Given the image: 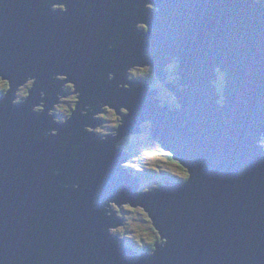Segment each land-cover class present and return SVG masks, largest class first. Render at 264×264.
I'll return each mask as SVG.
<instances>
[{"label": "water", "instance_id": "1", "mask_svg": "<svg viewBox=\"0 0 264 264\" xmlns=\"http://www.w3.org/2000/svg\"><path fill=\"white\" fill-rule=\"evenodd\" d=\"M53 3H67V14ZM135 65H150L159 81L131 78ZM217 67L228 74L223 106ZM56 74L81 92L65 124L32 110L42 89L54 99ZM0 76L10 83L0 94V264H264V0H0ZM29 76L30 98L15 104ZM89 103L116 108L117 137L85 130L100 124L81 115ZM145 122L189 182L139 191L117 145ZM52 128L60 134L38 138ZM124 204L145 210L167 245L153 255L120 245L108 229L123 223Z\"/></svg>", "mask_w": 264, "mask_h": 264}, {"label": "clouds", "instance_id": "2", "mask_svg": "<svg viewBox=\"0 0 264 264\" xmlns=\"http://www.w3.org/2000/svg\"><path fill=\"white\" fill-rule=\"evenodd\" d=\"M145 6L148 10H151L153 12L159 11V9L156 7V5L154 3L149 2V3H146ZM89 7H90V5H89ZM52 11L67 14V12H68L67 3H53L52 4ZM135 27H136L137 31L142 30L144 33H147L148 31H150L149 25L145 22H138ZM108 46H109V48H114V47H116V42L115 41L110 42ZM138 66H141V65H135V66H132L130 68L133 69V67H138ZM143 66H144L143 69L144 68L151 69L153 72V69L151 68L150 65H143ZM169 67L175 68L177 70V74L170 76L169 79L173 80V81L178 80V78H179L178 73H179V69L181 67L179 61L173 62L171 65H169ZM131 70H130V75L132 78L153 79V80L159 81L157 79V75L154 72H153V76L149 75L147 77H141L144 74H141L140 71H136L135 72L136 75H133L132 74L133 70L132 71ZM151 70H150V73H151ZM215 72H216L217 78H218L217 81L215 82L216 88H217V91L220 93V99L217 101V103L220 106H223L225 104L224 90L227 87V76H228V74H227V72L222 71L219 67H217L215 69ZM128 77H129V75H128ZM107 78L109 81H112L116 78V74L110 72V73H108ZM3 79H4V77L0 76V81H2ZM54 79L61 81V82H64L60 85L61 91H57V93H56V97H57L58 102L55 103L51 109H46V102H47L48 93L46 90L42 89L40 91V101L41 102L38 104H35L33 106L32 110L37 114L47 110L49 116L55 117L53 123L65 124V123H67L68 120H70L74 116V113L77 111V106L80 102L81 92H79L77 90L76 82L73 80H70L68 75H66V74H56ZM129 79H130V77H129ZM36 83H37L36 77L29 76L26 79V81L22 85H20L19 88L17 89L16 99H15L14 103L15 104H22L26 99L30 98L31 91L35 87ZM157 84H158V82H157ZM8 85H9V83H8ZM120 87L125 88V89H129L130 85L122 84V85H120ZM8 92H4V93H0V94L6 96L8 94ZM62 92H70L71 94L63 95ZM168 94L170 96H172V100L174 102V107L179 108L180 104H179V101L177 100V98L174 95H172L170 92ZM69 101L72 102L71 107H68L67 102H69ZM98 107L101 110L95 111L94 105L89 103V104L85 105L83 111L81 112V115H89V113L91 112L93 115V119L101 120L100 117H102V116H104L105 119H107V117L105 115L106 112H113L115 114V111H116V108L110 106V104H100V105H98ZM120 112L124 115H127V114H129V109L126 107H121ZM113 119H115V115H113ZM146 123L150 125L149 122H145V124ZM144 125H143V127H144ZM120 128L121 127H119L118 125H107V124H103V125L97 126L95 128H93L87 124L85 125V130L87 132L98 134L105 139L109 136H111L113 138L117 137L119 135L118 130ZM59 134H60L59 129L52 128L48 132H46L43 137H38V138L46 139L48 136H58ZM123 139L118 143L117 147L124 148V147H122ZM65 143H67V141ZM258 146L260 148L264 149V137H262L259 140ZM75 152H76V149H73V159L76 158ZM128 161L129 160L125 161L122 166L125 168H128V169H131V171H132L133 169L128 166ZM136 172L143 173L141 171H136ZM164 173H168L171 176L175 177L176 180L182 181L185 183L189 182L191 179V173H190V170L188 167L186 169H182L181 173L179 175L171 173V172H164ZM134 174L137 175L136 173H134ZM157 174L159 175L162 173H157ZM166 181H168V180H166ZM166 181L165 182L163 181L161 184L153 182L149 186L142 187V189H140V187H139V191H143L145 193L151 192L154 189H159L162 185H164L166 183ZM170 181H172V180H170ZM140 183H142L141 177H140ZM66 187H72L75 189H79L80 185L79 184H72V185H66ZM115 203H116L115 201H109L108 208L113 210ZM111 214H112L111 211H109L108 215L111 216ZM108 231L112 235H119V237L121 239H130V240L134 241L135 245H138V251L148 250L149 255H153L157 251V247H156L157 242H159L161 245H167V243H168V240L161 235L160 231L158 233L159 239L155 243L154 246H152L151 243H149V242L142 243L138 238L134 239L131 237H125L124 235L120 234V232H122V229H120L119 226L118 227H110L108 229ZM129 246L131 247L132 245H129ZM146 246H147V249H146Z\"/></svg>", "mask_w": 264, "mask_h": 264}, {"label": "rangeland", "instance_id": "3", "mask_svg": "<svg viewBox=\"0 0 264 264\" xmlns=\"http://www.w3.org/2000/svg\"><path fill=\"white\" fill-rule=\"evenodd\" d=\"M143 67L144 66L133 67V69H132L133 70V73L132 74L133 75H136L135 72L136 71H140V69H143ZM144 69H147V68H144ZM144 73H146V71ZM4 80L6 81V83H9L8 80L3 79L2 81H0V85H3V83L5 82ZM9 89H10V85H9ZM162 96L164 98H166V99H170V95H166L165 90L162 92ZM55 103H57V102H55ZM163 103L164 104H169L170 102L168 100H165V101H163ZM105 115H106V117H107L108 120H112V121L111 122L108 121V123H104V124H107V125H117V124H121L120 123V119L121 118H120V115L117 113V111H115V114L113 112H106ZM113 115H115V121L113 120ZM100 118H105V117L102 116ZM140 134L141 133H139V134H133V133L127 134V135L123 136L118 141V143L123 138L124 139H123L122 143H124L126 141V138H128L130 136H139ZM155 147L156 148H155V150H154V152L152 154H150L148 151H146V155L150 158L151 163L152 164H156L158 161H162L161 168L164 171L167 170V169H169V171L171 170L175 174L179 175L181 173V170L183 169V167L178 162L175 165V164H172L173 162H171V161H169V162L166 161L165 157L163 155H161V152L159 153V150H160L159 147L157 145H155ZM124 148L127 149L128 147L126 148V145H125ZM144 150H145V148H142V153L145 156ZM128 152L130 153V159H131L132 153L130 151H128ZM164 153L165 154H168V152H166V151ZM130 159H129V162H130ZM142 165H144V164H142ZM176 181H178V180H176ZM153 182H156V181H153V180H144L143 181L142 180V183L143 184L140 183V189H142V187H144V186H149ZM156 183H160V181L159 182H156ZM124 205L125 206H122L121 208L118 209L119 215L125 221L124 225L123 224L118 225L120 227V229H122V232H120V234L124 235L125 237H131V238H134V239H137L138 238L139 240L142 239L143 240V243L144 242H151V240H150L151 238L150 237H152V233L150 234L151 231H150V228H149V223H146V219H145V218H147V220L149 219L150 222H151V224H152V226H153V223H152V221L150 219L149 214L145 210H143L141 207L132 206L131 204H124ZM132 214L134 216H132ZM130 241L131 242H134L132 240H130ZM145 251H147V250H145Z\"/></svg>", "mask_w": 264, "mask_h": 264}, {"label": "trees", "instance_id": "4", "mask_svg": "<svg viewBox=\"0 0 264 264\" xmlns=\"http://www.w3.org/2000/svg\"><path fill=\"white\" fill-rule=\"evenodd\" d=\"M149 76L147 73H144L143 76L141 77H147ZM118 126L120 124H117ZM143 132L139 135V136H130L128 138H126V141L124 143H122V147H124L126 145V148L128 149V151H130L132 153V157L130 159V162L128 163V166L131 167L134 173H136L139 177H141V180H153L156 182L162 183L163 181L165 182L166 180H176L175 177L171 176L168 173H164V172H172L171 170L169 171V169L167 170H163L161 168L162 166V161H158L156 164H152L150 158L146 155V151H148L150 154H152L155 150V145H157L159 147V153L161 152V155H163L166 159V161H171L173 162L172 164H177L176 161H174V159L171 157V155L165 154L160 146L158 145V143H156V141L151 137V135L149 134V125L145 124L143 127ZM134 137V138H133ZM142 148H145L144 153L145 156L142 153ZM134 162V163H133ZM144 165H142V164ZM136 171H141L143 173L140 172H136ZM156 172V173H155ZM157 173H162V174H157ZM175 174V173H174ZM132 216H134L132 214ZM146 219V223H149V228H150V234L152 233V237H150L149 239L151 240V245L154 246L155 243L157 242V240L159 239L158 233L157 231L154 229V227L152 226L150 220L147 218ZM128 243L130 245H132L133 247L138 249V245H135V242H131L129 239ZM149 240V241H150ZM140 241L143 243V240L140 239ZM134 243V244H133ZM147 249V246H146Z\"/></svg>", "mask_w": 264, "mask_h": 264}, {"label": "flooded vegetation", "instance_id": "5", "mask_svg": "<svg viewBox=\"0 0 264 264\" xmlns=\"http://www.w3.org/2000/svg\"><path fill=\"white\" fill-rule=\"evenodd\" d=\"M179 60V57L178 56H173L172 57V61H171V63L170 64H168L167 65V70H169V74H170V76H172V75H176L177 74V70L175 69V68H170L169 67V65H171L173 62H175V61H178ZM150 70L151 69H140V73L141 74H143L145 71H146V73L148 74V75H152L153 76V72H152V70H151V73H150ZM153 80V79H152ZM5 81V80H4ZM73 81H75L76 82V84H77V81L76 80H73ZM60 82V85L62 84V83H64V82H61V81H59ZM8 89H9V85H8V83H6V81L3 83V85H0V93H4V92H6V91H8ZM77 90H78V84H77ZM160 90H161V92H163V89L160 87ZM58 91H61V88H60V90H58ZM56 93H57V90L55 91V96H54V99L53 98H48V96H47V100H54V103L55 102H58V100H57V97H56ZM62 94L63 95H69V94H71L70 92H62ZM41 101L39 100L36 104H38V103H40ZM54 103L53 104H51L50 105V108L49 109H51L53 106H54ZM68 103V107H71V104H72V102L71 101H69V102H67ZM46 106H47V102H46ZM83 109H84V107H83ZM83 111V110H82ZM91 113V112H90ZM101 120H99L100 121V124H99V126L100 125H102V124H104V123H108V121H112V120H108V119H105V118H100ZM114 121H115V119H113ZM100 136V135H99Z\"/></svg>", "mask_w": 264, "mask_h": 264}, {"label": "bare ground", "instance_id": "6", "mask_svg": "<svg viewBox=\"0 0 264 264\" xmlns=\"http://www.w3.org/2000/svg\"><path fill=\"white\" fill-rule=\"evenodd\" d=\"M101 110V109H100ZM99 110V111H100ZM122 206H125V205H121L119 208H121ZM136 206V205H135ZM137 207V206H136ZM139 207V206H138ZM154 221V220H153ZM124 223H125V221H123V225H124ZM121 224V223H120ZM156 227V226H155ZM157 229V232L159 233V231H160V229H159V227L157 226L156 227ZM161 233V232H160ZM119 236V235H118ZM117 240H118V242H119V244L121 245L123 242H122V239H119V238H117ZM124 241H125V243H126V245H130L129 243H128V240L127 239H124ZM130 247V246H129ZM131 248H133L135 251H137L139 254L140 253H142V254H145V251H138V249L137 248H135V247H133V246H131ZM146 252H148V250L146 251Z\"/></svg>", "mask_w": 264, "mask_h": 264}]
</instances>
